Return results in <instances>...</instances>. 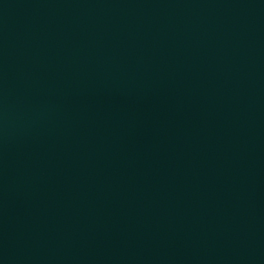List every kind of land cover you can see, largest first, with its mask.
<instances>
[{
    "label": "water",
    "instance_id": "water-1",
    "mask_svg": "<svg viewBox=\"0 0 264 264\" xmlns=\"http://www.w3.org/2000/svg\"><path fill=\"white\" fill-rule=\"evenodd\" d=\"M0 264H264V0H0Z\"/></svg>",
    "mask_w": 264,
    "mask_h": 264
}]
</instances>
